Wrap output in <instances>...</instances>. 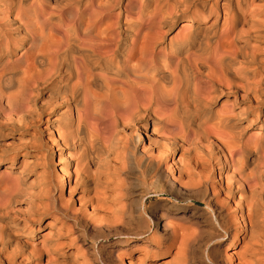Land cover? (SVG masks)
Masks as SVG:
<instances>
[{
  "label": "bare ground",
  "instance_id": "bare-ground-1",
  "mask_svg": "<svg viewBox=\"0 0 264 264\" xmlns=\"http://www.w3.org/2000/svg\"><path fill=\"white\" fill-rule=\"evenodd\" d=\"M258 1L262 6L249 0H0V41L9 40L0 51V129L26 137L0 147V165L9 167L0 177L1 195L8 193L0 197V264L43 252L49 254L46 264L66 261L56 218L44 226L51 238L46 236L38 249L24 250L28 239L15 236L20 231L32 236L45 217L67 213L53 198L57 183L49 180L48 167L33 153L38 137L30 130L45 116V129L55 131L57 144L69 150L61 156L59 188L74 175L70 200L84 184L78 202L90 209L86 226L111 236L126 230L122 206L105 208L102 190L111 186L113 174L123 173L115 167L132 165L141 148L139 162L151 189L139 199L145 234L150 232L148 210L156 209L145 205L148 193L179 199L199 193L212 178L217 184L212 205L227 220L209 200L190 203H203L224 235L233 231L228 258L240 254L237 264H264L260 250L252 252L257 262L244 257L264 241V0ZM65 106L74 116L61 112ZM71 150L76 153L73 172ZM154 150L158 156H152ZM19 157L22 168L14 172ZM30 173L35 177L27 186ZM20 198L28 203L21 226V213L12 208ZM161 218L162 213L156 223ZM170 233L176 239V231ZM242 235L248 237L246 245L234 251ZM179 236L175 245L181 252L194 235ZM141 255L135 257L138 264ZM159 258L154 256L153 263Z\"/></svg>",
  "mask_w": 264,
  "mask_h": 264
},
{
  "label": "rangeland",
  "instance_id": "rangeland-1",
  "mask_svg": "<svg viewBox=\"0 0 264 264\" xmlns=\"http://www.w3.org/2000/svg\"><path fill=\"white\" fill-rule=\"evenodd\" d=\"M249 2H252L255 7L262 6V3L258 0H249ZM0 15L2 16L3 14H0ZM7 42H9V40L7 39H3L0 41V51L1 49L5 50L6 48L5 46L7 45ZM251 44L253 46L254 44L255 46L257 45L256 46L257 48L260 46L259 47L260 49L263 46L262 44L256 43V42H252ZM263 48L264 47H262V49ZM5 58L7 57L3 56L2 60L3 61L6 60ZM11 58H8V59H10V61L15 59L14 56H11ZM23 65L21 64V66ZM223 100L224 99H222L218 103L217 107L215 108H218ZM228 100H231V99H228ZM67 110L68 109L65 106L62 108L61 112L63 114L66 113V115L71 114V116H74V111H70L69 113ZM46 124L47 122H46V116H45L43 120L40 123H38L34 129L30 130L31 132L35 131L36 136L38 137L39 148L33 153L37 154V157L41 158L40 159L41 162L43 161L48 167L47 172L48 174H50L49 180L55 181L54 184L57 183L56 184L57 186L55 185L53 187V192H52L53 198H57V199H54L56 204L58 203L57 205H59L61 203L59 206H64L67 209V213L69 215L66 213L64 215L58 214V216L56 217H51V216L45 217L40 222L41 228L39 229L36 228L37 230L35 234H33L32 236H27L25 234L22 235L21 231L16 232L15 236L20 237V240L23 241L26 238L28 239L26 242L29 241L28 242L29 244L27 243L28 246L24 250L28 251L31 249H38L42 247L41 245L43 244L44 238L46 236L48 239L51 238V235H49L48 230L45 229L44 226L46 225L49 219L56 218L57 220L55 221V223L57 225V228L55 229H58V230L60 229L59 231L63 232V235H61L62 237L60 236L57 239L59 244H62V247H61L62 254L65 255L64 258L66 259V261L63 264H70L73 259L75 261H73L72 264H75L77 261L78 263L76 264H82V263L83 264H128L129 260H131L132 264H138L139 261L138 259H135V257L137 254L142 256L141 254L143 253L145 255L142 257L143 260L142 261L140 260L142 262L141 264H163V262H166L169 260H170L169 264H180L179 261L182 259L181 257L183 253H184L183 258L185 257V261L187 262L186 263L184 261L183 264L185 263L186 264H210L207 261L206 257L212 260L214 264H237L238 263L237 260H239L240 254L236 256H232L231 258H228V256L226 255V252L227 254L230 253L229 249L227 248V243L231 241V236H232L233 231H230L228 232V234L224 235V233H222V230L216 226V223L213 220L212 216L209 213L205 212L206 206L203 203H200L198 201L197 202L193 201L192 203L194 204L195 206L194 207L189 201L193 199L198 200L199 198H203L204 200H207V201L209 200L211 205L214 204V195L217 189H213L215 188L213 187V185L217 186V184H215L216 181H211L212 178L208 179V181L210 182L207 181V186L205 185L204 188H201L199 193L197 191L190 192V193L184 194L183 196L180 195L178 197L179 199H175L172 195H167V194L162 195V196H156L151 193H148L147 194L148 196H146L145 198V205L147 204L146 206L148 207L156 206V209L155 211L153 210L152 212L148 210V216L150 219V225H149L150 232L145 234V232L148 229L146 228V226L145 227L141 226L142 222L138 218L139 204H140L139 199H140L141 193L151 192V189L148 188L149 179L146 175V167H144L143 162H139L140 155L138 152H139V149L141 148H138V150L135 151L134 154H136V157L132 165L128 164L129 165L128 166L125 164L123 165L124 166L123 167L121 166V164H118L117 167H115V169L118 168L116 169L117 173H118V170H121L123 173L119 172L121 174L118 173L117 176L113 174L112 177L109 178V180L111 179L110 181L112 182L111 186L102 190L103 196L108 195L106 196V198L102 196L103 201H105L103 203L104 207L106 206L105 208H111L114 203L117 205V207L122 206L121 209L120 208L119 209L124 212L123 218L125 220V223L127 224L125 227L126 230H124L123 232L121 231L122 234L120 235L112 234L111 236L107 234L106 232L104 234L103 231L99 233L94 231L91 228V225L86 226L84 224V219L85 217H87L86 219H90L88 218V215H89L88 213L90 209H88V211L84 210V206H80L79 205L80 203L78 202V198L81 197L84 191L83 189H81V187L82 188L84 187V184H82L81 187L78 186L77 190L73 193L72 198L70 200L69 199L67 200L68 185L74 183V175L72 174L70 177H67L65 179V184H64V187L62 188H59L58 182H60L61 180L59 169L60 167L63 166V163H64V159L61 158V156L64 153H67L69 150L60 148V146L57 144V141L54 139V138L57 139L56 132L54 131V133L53 132L50 133L49 131H47L45 129ZM63 125H64V122H61L60 124L57 125L56 128L61 130L63 128ZM256 128L257 127L250 128L248 132L252 133L254 130H257ZM21 134H24V133L20 131L11 132L10 130H7V129H0V147L1 146L6 147L7 145L10 146V145L19 144V140L26 139V137L21 136ZM142 144L146 146L147 140L143 141ZM155 152H156L155 150L151 152L152 156H155L156 154H157L156 156H158V153L157 152L155 153ZM75 154L76 153L73 152L72 150L69 152L70 172H73V170L77 168ZM177 156H178V153L175 155V158H177ZM136 159H138L139 163L137 162ZM22 160H23L22 157H19L17 159V161L15 162L16 165L14 166V169H12L14 172L18 168H22V164H21ZM166 163L169 164L168 160H166ZM120 166L121 168H125V170L124 169L122 170ZM164 166L165 164L162 167ZM6 168H9L8 163L7 162L1 163L0 177L2 176L3 170ZM91 168L93 169L94 167H91ZM113 168L111 169L113 170ZM127 169L128 171L126 173L125 171ZM37 171L42 173V168L37 167ZM34 177L35 175L33 173L28 174L27 180H26L27 186L28 185L30 186V183L33 182ZM104 177H105L104 175H101V178H104ZM0 188H3L2 185L0 186ZM34 188H36V186H34ZM1 190L2 189H0V191ZM37 190L39 189L38 188L35 189L36 192ZM118 190H120L121 193ZM111 195L113 198L111 197ZM2 196L4 198L6 195L5 193L1 195V192H0V197ZM7 196H8V193H7ZM35 201L36 203H39V199H36ZM106 202L108 203V205L106 204ZM62 203L64 205H62ZM27 205L28 203L24 198L17 199L12 205V208L14 210L21 213L19 215L21 218L19 226L22 225V221H23L22 214H24L25 213L24 211L27 210L25 209ZM123 207H125V210H123L124 209ZM212 208L216 214L217 213L221 214L220 219L224 221L227 220L225 216L226 214L224 212H221L214 205H212ZM125 211H127V214ZM161 213H162L163 219L161 218L156 223V218ZM126 215L128 216L126 217ZM144 219L147 220L146 217H144ZM134 229L137 231V233L134 231ZM172 229L175 230L176 233L178 234L177 235L178 237L175 235L176 237V239L174 238L175 240L172 238L171 236L172 234L170 233ZM140 232L141 234H144V235L142 236L137 235ZM179 233L181 235H192V236L194 235L193 238L191 239L192 241L191 243L193 244L189 242V244L185 248L186 250H183L181 252L178 251V248L176 246L178 245V242H179L178 241L180 237ZM219 236H223V237L219 240L218 239ZM164 237H166L167 239ZM29 238L31 239L29 240ZM247 238H248L247 235H242L240 240H238L237 244L235 245L234 251L242 252L243 251L242 249H244L245 247L244 245H246ZM148 239L150 241H147ZM171 239H173L174 241ZM72 240L74 242H72ZM68 242L70 243L69 245H68ZM159 242L161 244L158 246L157 243ZM172 242H173V245H171V248L168 251V247L170 243L172 244ZM256 243L263 245L264 241L259 239ZM259 244H256L258 248H255L256 246L252 247L253 251H250L251 252L250 254H248V252L247 254L244 253L245 260H247L250 257V259H248L247 262L249 261L251 262L254 260H256L257 262L258 255L256 257L253 256V253L255 254L257 253V251H255L254 249L260 250V252L262 251V253L264 252L263 250L264 245L261 246ZM11 249L12 247H10V249L8 250H11ZM46 253L43 252V254L40 255V257L38 258L35 257L33 259L32 258L26 259V261H25L24 256L22 257L19 255L18 257H16L15 261L12 262V264H46L47 258L49 257L48 252ZM156 255H160V258L157 262L153 263V258ZM260 262H262V260ZM1 264H7V263H1ZM166 264H168V262Z\"/></svg>",
  "mask_w": 264,
  "mask_h": 264
}]
</instances>
